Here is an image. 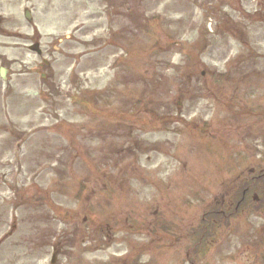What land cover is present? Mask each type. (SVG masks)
<instances>
[{
  "label": "rangeland",
  "instance_id": "374dc122",
  "mask_svg": "<svg viewBox=\"0 0 264 264\" xmlns=\"http://www.w3.org/2000/svg\"><path fill=\"white\" fill-rule=\"evenodd\" d=\"M3 6L0 264H264V0Z\"/></svg>",
  "mask_w": 264,
  "mask_h": 264
},
{
  "label": "flooded vegetation",
  "instance_id": "af4514ba",
  "mask_svg": "<svg viewBox=\"0 0 264 264\" xmlns=\"http://www.w3.org/2000/svg\"><path fill=\"white\" fill-rule=\"evenodd\" d=\"M5 2H8V0H0V8L3 6V4ZM1 67H3L4 69L0 68V73L1 71L4 72V75H11L10 71H11V61L3 58L2 61L0 62ZM248 153H250L249 151H246L245 154H243L242 156V161H243V165H247L250 158H252L254 161L253 163L256 164L257 162L261 165V167L263 166V160H264V151H260V150H255L254 151V155L253 156H248ZM255 169L256 166L248 169L247 171V177H241V179H243V185L245 186L243 191H242V197L245 198L246 194L249 192V185L250 184H261V186L263 185V181H258L261 179H264L261 177V175H258L256 177H254V173H255ZM263 168H261L260 170H262ZM242 175V174H241ZM242 183V182H241Z\"/></svg>",
  "mask_w": 264,
  "mask_h": 264
},
{
  "label": "trees",
  "instance_id": "16d2710c",
  "mask_svg": "<svg viewBox=\"0 0 264 264\" xmlns=\"http://www.w3.org/2000/svg\"><path fill=\"white\" fill-rule=\"evenodd\" d=\"M206 220L208 223L210 222L211 219H210L209 215H207Z\"/></svg>",
  "mask_w": 264,
  "mask_h": 264
}]
</instances>
